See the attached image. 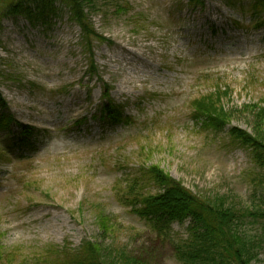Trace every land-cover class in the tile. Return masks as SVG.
<instances>
[{
  "label": "rangeland",
  "instance_id": "rangeland-1",
  "mask_svg": "<svg viewBox=\"0 0 264 264\" xmlns=\"http://www.w3.org/2000/svg\"><path fill=\"white\" fill-rule=\"evenodd\" d=\"M252 3L89 0L106 39L93 54L60 3L48 25L3 20L0 115L37 135L29 148L16 126L0 130V264H58L54 249L87 242L144 264H181L175 245L187 225L158 235L126 205L128 184L145 183L151 166L236 210L255 241L251 264H264V219L253 216L264 209V172L230 136L236 127L264 138V27H254ZM103 84L129 123L100 119ZM218 91L227 123L203 128L193 103Z\"/></svg>",
  "mask_w": 264,
  "mask_h": 264
},
{
  "label": "trees",
  "instance_id": "trees-1",
  "mask_svg": "<svg viewBox=\"0 0 264 264\" xmlns=\"http://www.w3.org/2000/svg\"><path fill=\"white\" fill-rule=\"evenodd\" d=\"M227 2L233 0H226ZM89 0H0V33L6 17H22L33 24L48 25L60 14L57 4L70 11L72 21L80 28L84 46L93 54V42L106 39L94 28L89 18ZM191 8L204 7L206 0H187ZM253 14L260 15L255 28L264 27V0H253ZM262 16V18H261ZM92 57V56H91ZM92 73L98 72L91 60ZM100 119L104 123L120 125L129 123L124 107L116 105L110 98L111 87L103 84ZM218 91L209 98L197 100L194 118L202 126L219 128L227 113ZM0 106L7 109V103L0 95ZM221 120V121H220ZM20 129L22 146L33 148L35 128L22 125L9 114L0 115V129L13 132ZM230 136L234 143L249 150L255 165L264 172V138L239 128H232ZM21 160L24 158L20 157ZM147 181L140 177L128 184L126 205L132 212L147 222L158 235L168 236L173 224L187 225V239H181L175 246L177 259L181 264H251L255 259V241L240 230V214L229 207L223 199L206 200L194 194L158 166L147 169ZM151 184L153 191L145 192L143 184ZM264 206V203L261 202ZM254 217L264 219V209L259 207ZM104 219V218H103ZM104 222V221H102ZM58 264H144L131 257L124 250H106L99 244L87 242L79 250L59 247L53 250Z\"/></svg>",
  "mask_w": 264,
  "mask_h": 264
}]
</instances>
